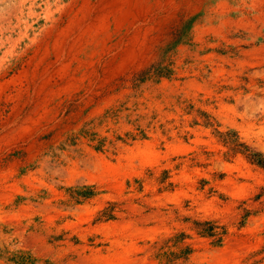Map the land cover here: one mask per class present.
Masks as SVG:
<instances>
[{
    "label": "rangeland",
    "instance_id": "obj_1",
    "mask_svg": "<svg viewBox=\"0 0 264 264\" xmlns=\"http://www.w3.org/2000/svg\"><path fill=\"white\" fill-rule=\"evenodd\" d=\"M83 1L0 0V264H264V15L160 0L42 79Z\"/></svg>",
    "mask_w": 264,
    "mask_h": 264
},
{
    "label": "bare ground",
    "instance_id": "obj_2",
    "mask_svg": "<svg viewBox=\"0 0 264 264\" xmlns=\"http://www.w3.org/2000/svg\"><path fill=\"white\" fill-rule=\"evenodd\" d=\"M168 4L173 5L174 0H169ZM160 6H161L160 0H153V3L150 6H148L147 3L144 2L143 0H97V2H95L94 4L90 0H84L83 1V7L81 8L82 12H80V16L76 17V19L70 21L69 24L67 25V27L62 31L61 35L60 36L57 35L55 37L54 45L51 49V50H53V54L56 57L55 62L54 63L51 62V64H48L47 68L41 73V78L44 79L46 76H48V74L51 72L52 69H56V68H54V66L55 65L58 66L59 64H61L60 65L61 68H59L58 70H60V71L62 70L64 75L69 73V71L71 69V62L76 60V59L75 60L71 59V58H73L72 57L73 56L72 51L74 49L73 48L74 45H76V47L78 48L77 50L84 52L83 50H85V45L88 44L89 38L92 39V37L96 36L97 34H101L102 32H106L105 33L106 38L109 39L111 37L110 32H109V26H110V21H109L110 19L109 18L112 15L113 16L116 15L115 19L121 24L122 23L124 24L125 22H127L128 21L127 18H129L128 16H131L133 18V23H130V24H131V28H132V30H134L133 32L135 34L133 36L132 43L128 44L129 46L126 44V46L128 48L123 45L122 40L119 41V43H120V45L118 46L119 50L115 51L116 54L114 55V59H115L116 55H119V54H120L121 58L124 57L123 61L131 60V59H133V57L141 56V52L145 48V45H146V42H145L146 33L141 31V28H140L141 25L140 26H137V25H139L141 22H143L145 20L146 13L148 12V10H150L152 8L159 10ZM238 7H239L238 10H240V12L242 10L244 12H245V10H247V13H249L250 11H252V12L261 11V13L264 15V1H262V0H253L251 7L249 5L248 6L246 5L245 0H240ZM260 17H261V15H260ZM256 18H258V17L256 16ZM50 30H52V27H48V29L46 30V33L47 32L49 33ZM90 41H92V40H90ZM103 42H104V40H103ZM120 47L122 49H120ZM46 48H47V46H46ZM46 48L44 51L45 55L47 54ZM111 51L112 50H110L109 53ZM47 52H48V50H47ZM40 63H41V61H40ZM90 64H92V62ZM114 66L115 65H113L110 68L111 71L117 67V66H115V67ZM36 67H37V65H36ZM51 67H52V69H50ZM32 76H34V75H32ZM1 83L2 84H0L1 85L0 89H2L1 91L3 93L5 84H9L10 82H8V83L7 82H1ZM2 93H1V95H2ZM3 97H5V95ZM10 100H11V98H10ZM4 129H6V128L4 127ZM110 226L113 227L114 225H110ZM110 226H108V227H110ZM214 257L218 261L219 260L220 261L228 260L227 253L225 254L224 251H216L214 254ZM125 259H127L126 256L117 255L116 257H114L112 259V263H122Z\"/></svg>",
    "mask_w": 264,
    "mask_h": 264
}]
</instances>
